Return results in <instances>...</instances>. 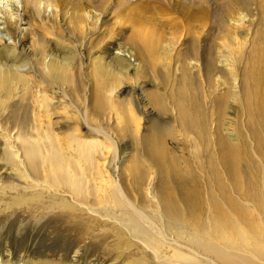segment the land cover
Segmentation results:
<instances>
[{"label":"rangeland","instance_id":"1","mask_svg":"<svg viewBox=\"0 0 264 264\" xmlns=\"http://www.w3.org/2000/svg\"><path fill=\"white\" fill-rule=\"evenodd\" d=\"M0 34V264H264V0H0Z\"/></svg>","mask_w":264,"mask_h":264},{"label":"bare ground","instance_id":"2","mask_svg":"<svg viewBox=\"0 0 264 264\" xmlns=\"http://www.w3.org/2000/svg\"><path fill=\"white\" fill-rule=\"evenodd\" d=\"M81 6H82V5H81ZM138 7H139V6H138ZM142 7H143V6H142ZM144 7H145V6H144ZM144 7H143V8H144ZM146 7H147V6H146ZM84 8H85V7H84ZM143 8H142V10H143ZM139 9H140V8H139ZM139 9H136V10L139 11ZM195 9H196V8H195ZM134 10H135V9H134ZM136 10H135V11H136ZM142 10L140 9V11H142ZM145 10H147V8H146ZM204 11H205V10H204ZM130 13H131V12H130ZM131 14H133V13H131ZM188 15H189L188 17H190L191 19H196V18H195V15H194V11L191 10V12H189ZM191 15H192V16H191ZM198 18H199V17H198ZM200 18H201V17H200ZM0 36H2V34H0ZM106 182H107V181H106Z\"/></svg>","mask_w":264,"mask_h":264}]
</instances>
